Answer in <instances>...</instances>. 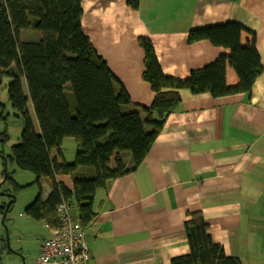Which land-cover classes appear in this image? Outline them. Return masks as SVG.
<instances>
[{"label":"crops","instance_id":"obj_1","mask_svg":"<svg viewBox=\"0 0 264 264\" xmlns=\"http://www.w3.org/2000/svg\"><path fill=\"white\" fill-rule=\"evenodd\" d=\"M126 1L81 0V29L131 104L147 105L153 98L141 79L140 37L150 40L165 75L185 78L228 54L208 41L188 44V31L236 23L244 28L242 45L254 37L262 72L249 93L213 98L179 91V109L167 117L136 168L95 191L96 215L83 229L87 264H170L188 251L183 221L195 211L202 212L211 238L226 255L243 264H264V0H139L135 9ZM236 81L227 65V85ZM56 95L67 122L73 106L69 91L57 87ZM48 154L64 160L56 148ZM134 154L126 155V163ZM59 178L70 186L69 177ZM48 192L49 187L42 197Z\"/></svg>","mask_w":264,"mask_h":264},{"label":"trees","instance_id":"obj_2","mask_svg":"<svg viewBox=\"0 0 264 264\" xmlns=\"http://www.w3.org/2000/svg\"><path fill=\"white\" fill-rule=\"evenodd\" d=\"M126 2L135 9L139 0ZM81 16V0H0V80L3 75L10 76L7 99L12 115L24 121L19 142L10 146L9 154L0 149V157L3 167L6 162H14L17 168L33 173L37 182L41 177L49 180L46 197L39 192L23 210L48 228L58 225L55 209L63 201L75 206L83 229L91 223L96 215L95 191L136 168L167 117L179 109L180 90L187 89L192 95L206 93L213 98L249 93L262 72L254 37L242 45L244 28L236 23L188 31V44L208 41L227 49L228 54L190 70L185 78L165 75L150 40L140 37L141 79L149 84L153 98L147 105H133L124 86L82 32ZM24 30L34 32L36 37L22 38ZM227 65L237 77L230 86L226 83ZM57 87L67 88L72 99L67 122L56 95ZM27 103L37 130L29 118ZM8 116L9 113L0 114L4 119ZM66 137L75 143L73 162L51 159L49 148H56L57 157L63 159L61 143ZM7 139L6 130L1 131L0 143ZM131 151L134 158L126 163L125 157ZM79 166L83 176H73ZM10 174L6 171L5 182L9 181L15 193L18 185ZM60 176L69 177L70 186ZM4 205H0L2 214L12 204L8 208ZM183 226L188 251L172 257L170 264H243L239 257L226 255L222 246L213 241L202 212L189 213ZM0 240L4 249L5 238Z\"/></svg>","mask_w":264,"mask_h":264},{"label":"rangeland","instance_id":"obj_3","mask_svg":"<svg viewBox=\"0 0 264 264\" xmlns=\"http://www.w3.org/2000/svg\"><path fill=\"white\" fill-rule=\"evenodd\" d=\"M21 37L34 38L36 34L24 30L21 31ZM9 81L10 76L7 75H3L0 80V103L3 105V107L0 108V114L4 116L9 113L7 119L0 117V132L6 130L8 136L6 142L0 143V149L5 154L10 153L11 145L19 142L21 130L24 126L22 118L12 115V108L7 99ZM22 87L24 89L23 84ZM62 93L63 92L59 90L58 96L61 100ZM29 107L32 109L30 104ZM35 130H37L36 122ZM61 152L66 162H73L75 143L72 138H64L61 143ZM3 168L0 157V182L2 180ZM5 169L8 173H11L10 176H12L18 187L15 193H13L9 181H4L0 184V205L8 201L9 197L6 194L15 196L11 209L5 213L4 221H2L3 214L0 212V238L4 237L5 241L7 240L4 249L2 247V241L0 240V264H33V260L35 259L33 250L36 248L38 242L41 241L43 237L47 236L48 231L44 222L32 219L25 215L23 210L34 198H36L39 192L43 193L48 189L49 180L45 177H41L37 182L36 176L33 173L17 168L14 162H6ZM82 172L83 170L79 166L72 175L81 177L83 176ZM15 250L19 252L17 251L18 253H14L13 251Z\"/></svg>","mask_w":264,"mask_h":264},{"label":"built area","instance_id":"obj_4","mask_svg":"<svg viewBox=\"0 0 264 264\" xmlns=\"http://www.w3.org/2000/svg\"><path fill=\"white\" fill-rule=\"evenodd\" d=\"M58 225L49 228L33 264H87L88 247L75 206L67 201L55 209Z\"/></svg>","mask_w":264,"mask_h":264},{"label":"water","instance_id":"obj_5","mask_svg":"<svg viewBox=\"0 0 264 264\" xmlns=\"http://www.w3.org/2000/svg\"><path fill=\"white\" fill-rule=\"evenodd\" d=\"M5 163V162H4ZM3 172H4V175H3V177H2V180H1V182H0V184H2L4 181H5V179H6V169H5V166H4V168H3ZM3 194V193H2ZM9 198H8V201L5 203V208H8L11 204H12V202H13V200H14V198H15V196L14 195H11V194H6ZM4 217H5V213H3V219H2V221H4ZM5 244H7V240L5 241ZM14 253H17V252H15V251H13Z\"/></svg>","mask_w":264,"mask_h":264}]
</instances>
